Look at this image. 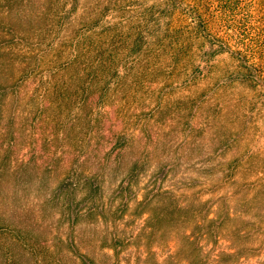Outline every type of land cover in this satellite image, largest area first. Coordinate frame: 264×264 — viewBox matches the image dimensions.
<instances>
[{"label": "trees", "instance_id": "16d2710c", "mask_svg": "<svg viewBox=\"0 0 264 264\" xmlns=\"http://www.w3.org/2000/svg\"><path fill=\"white\" fill-rule=\"evenodd\" d=\"M60 1L54 6L55 0H49V7L35 13L42 23L33 30L41 36L44 53H32L11 83L12 119L17 124L21 118L18 123L30 141L23 146L30 150L26 172L38 167L45 177L55 178L51 191L59 201L68 190L87 204L99 200L108 176L122 172L132 157L134 164L146 160L152 169L180 165L194 156L217 157L223 140L235 132L248 134L242 122L244 96L225 94L236 83L264 93V0H100L105 2L101 7H88L80 20L69 23ZM111 12L115 19L103 22ZM206 41L218 47L207 54H231L233 65L223 70L221 79L214 71L204 72L192 55ZM182 78L188 93L174 105L170 89ZM212 83L216 91L208 95L206 86ZM222 94L226 103L218 105ZM213 108L212 122L199 123ZM172 114L191 126L182 130L176 148L160 124ZM231 114L234 120L229 122ZM19 133L16 127L9 142L12 153L21 147ZM205 139L219 145L210 146ZM232 143L241 146V139ZM198 166L192 170L206 172ZM223 171L213 168L216 175ZM195 186L188 185L186 192ZM155 197L158 202L164 198L159 193ZM199 225L206 226L198 221L195 227ZM219 234L208 228L197 239L192 232L167 249L168 256L179 255V245L204 240L194 251L198 258ZM223 254L198 263L186 255L178 264H220L228 261Z\"/></svg>", "mask_w": 264, "mask_h": 264}, {"label": "rangeland", "instance_id": "374dc122", "mask_svg": "<svg viewBox=\"0 0 264 264\" xmlns=\"http://www.w3.org/2000/svg\"><path fill=\"white\" fill-rule=\"evenodd\" d=\"M155 1L144 0L150 4ZM103 3L61 0L59 5L69 23L80 20L86 8ZM50 5L49 0H0V264H178L186 255L198 263L209 256L213 259L219 252L228 260L220 264H264V93L250 87L236 83L225 94L244 96L247 104L242 107V122L249 132H235L226 143L223 140L217 157L194 156L180 165L154 169L146 160L134 164L132 157L122 172L108 176L100 199L88 204L69 190L59 201L51 191L55 178L45 177L38 167L26 172L30 150L23 146L30 141L18 123L21 118L17 124L12 119V75L27 67L26 59L32 53H44L41 36L33 28L42 23L35 13ZM10 8L11 14H6ZM112 13L103 22L113 21ZM214 48L218 47L206 41L204 48L199 46L192 55L204 72L214 71L221 79L223 70L232 67V58L227 51L207 54ZM216 85L206 86V94L214 93ZM185 86L182 78L170 89L174 105L188 93ZM223 97L218 96V105L226 103ZM215 111L213 108L210 116L202 115L199 123H211ZM233 120L231 114L228 121ZM160 124L169 131L174 148L182 139V130L191 127L173 114ZM16 127L21 147L12 153L9 142ZM221 128L225 131V126ZM238 137L241 146H233ZM204 143L219 145L211 139ZM196 165L206 172L192 170ZM215 167L224 171L216 175ZM166 171L168 176H164ZM193 184L197 186L187 193L186 187ZM158 193L164 197L159 202L155 197ZM47 198L50 201L46 202ZM91 208L95 210L89 212ZM196 220L206 226L196 228ZM208 228L220 234L217 242L205 246L200 257L194 251L206 244L204 240L192 246L179 245L180 254L168 256L167 249L177 240L192 232L199 239ZM210 264L214 262L210 260Z\"/></svg>", "mask_w": 264, "mask_h": 264}]
</instances>
